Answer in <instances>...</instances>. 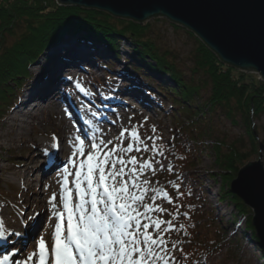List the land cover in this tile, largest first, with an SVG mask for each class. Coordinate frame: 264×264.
I'll list each match as a JSON object with an SVG mask.
<instances>
[{"label":"rangeland","instance_id":"1","mask_svg":"<svg viewBox=\"0 0 264 264\" xmlns=\"http://www.w3.org/2000/svg\"><path fill=\"white\" fill-rule=\"evenodd\" d=\"M54 1L56 3V0ZM50 4L47 7L48 11L50 10ZM148 23L145 25L147 30L144 34L142 33L144 38L150 40L157 47L160 56L161 54L165 55L167 60L175 64L174 66L178 68L177 70L183 76V82L189 84V82L193 81L196 85H199V82L204 79V76L201 73L196 75L192 70L195 69L196 57L199 54V48L202 44L201 40L186 28L174 24L166 18H153ZM79 37L81 38V36ZM129 37L134 38L133 36ZM15 40V37H8V45H12ZM121 42L120 61L114 60L115 58L110 55V52H107L108 50L100 48L103 46L95 45L88 41L80 44L81 46L88 47V61L76 63L72 68L73 72L64 74V78L69 82L63 87L68 101L74 104V109L80 112L82 121L86 123L88 114H93L95 120L96 116L101 117L102 103L114 98L115 93L112 92L113 89L125 91L127 88L132 87L138 94V97L140 95L146 99V102L149 104L147 111L137 98L125 92L121 96L122 98H120V104L115 105L117 113L121 116V121H117L113 115H110L108 124L104 126L105 129L102 127L98 129H100L102 139L106 141L112 140L114 144L119 142L116 138L125 129L128 130L125 132V137H129L131 131L135 129L142 135V138L147 136L159 138L156 140V145L159 152L164 153L163 156H160L157 151H150L141 154L133 152L129 154V157L136 155L138 161L145 158L151 160L152 157H155L166 165L164 170L157 169L156 172L149 174L148 179L155 182L152 184V188H159L168 192L170 197L173 198L174 203L173 205H169L166 200L162 201V198L157 196L155 203L167 208L168 214L150 213V215L153 219L158 218L163 220H169L175 217L173 219V230L170 233H160L167 240L170 255L176 258L173 264H264V253L252 242L246 230V218L239 214V210L226 197L225 192H223V177L216 164V155L212 147L214 139L221 140L225 138L227 141L233 142L244 135L246 138V129L243 124L233 126L225 118L216 115L213 123H211L212 130L200 137L198 145L193 146L188 143V138L185 133L183 132L181 134L178 131V121L173 117L175 111L172 102L166 99H162L161 102L163 103L157 102L159 97L157 98L156 95L159 94L141 90L139 85L130 77L131 67L126 60L127 56L132 54V48L135 45H133V41L130 39L122 40ZM72 44L74 45V43ZM80 50L83 49H78V47L75 49L76 56H74L76 61L78 54L80 56H86V53ZM47 53L43 54L28 67V73L34 70L36 64L42 57L48 60ZM94 59L104 60L106 63L111 62L112 70L108 72L100 69L95 64ZM50 61L48 62L49 66H52L54 60L53 62ZM52 67L55 68L54 66ZM177 70L176 72L180 75ZM236 71L238 72L236 75L242 73L248 79L264 82L262 79H259L260 76L257 73H247L241 70ZM27 75L29 76V74ZM69 76L73 77L71 81L67 79ZM167 77H169L168 74L165 76L164 83L166 86L172 87L173 82L171 83V80ZM29 80H31V76ZM125 80L126 84H123ZM156 81L159 82L158 79ZM17 83V81L15 83L11 82V85L15 87ZM27 83L25 80L22 81L20 87L23 88L22 90L19 88L16 107L18 105L20 106L28 97L26 90ZM117 83H119V86L115 87ZM77 84H79V87H77ZM208 94V90L204 89L201 91V96L199 95L200 97L197 98L198 103L203 104L202 101L207 99ZM163 97L169 98V96L164 95ZM19 106L14 112H9L3 116V120L1 121L0 167L2 172H0V220L4 221V227L9 233L18 231L19 229L30 230L35 225L36 230L26 240L13 236L10 243H6L4 247H0V260H2V251L4 253L3 256H7L11 263L13 262L12 255L15 256L16 260H21L36 247V243L32 239L33 236L38 238V234L42 233L46 242L50 243L52 229L48 225L49 223H55V218L52 221L48 220L51 208L48 201L54 192L57 193L55 188L58 186L57 181L61 178L56 173H52L50 176L44 178L46 182L41 185V183L38 184L35 182V178L39 175L43 177V174L40 172L33 173L30 179L34 185L38 184L34 188V191H36L34 193L32 189H28L14 182L11 177L14 176V171L19 170L21 163H25L32 154H39L40 156L37 157L38 161L36 160L32 163L30 170H36L34 167L42 164L47 165L51 154L47 157L45 152L53 149V143L58 144V147L53 149L56 152L57 149H61V146L64 148V134L71 135V131H68L64 127L65 125H63L61 116L54 113V111H52L53 113H49L48 109H45L38 114L37 119H29V117L19 115ZM140 111H146L147 114H139ZM68 113H71L70 108L67 109V112L64 111L66 116H68ZM17 115L18 117H16ZM15 118L19 121L22 119L29 120L30 125H32L28 127L29 130L24 135L25 142L16 138L17 132L20 131L18 127H11L9 125L10 121ZM256 123L260 130L258 142L264 145V113L261 114V118ZM70 124L74 128V137L71 138L75 140V137L80 133L79 124L73 119L70 120ZM108 125L112 129V135H107ZM153 127L155 128V132H153ZM87 133L90 137H93V132L87 131ZM53 135L57 138L55 141L53 140ZM39 142L42 143V146L38 145ZM128 142L130 141L127 139L124 140L125 144ZM146 142L149 144L152 143V141ZM47 144L50 145L46 146ZM64 145L66 147L69 145L73 146L70 140L64 142ZM112 146L111 144L108 145L109 148ZM176 146L189 149L194 157V164L189 169L190 173H185L177 179L169 180L170 175L173 174L174 177L176 176L173 164L175 157L172 154ZM186 153L188 154L189 152L186 150ZM59 154L64 158L72 155L68 152H64V154L59 152ZM259 158L254 157L252 161H257ZM167 167H171L172 170L168 171ZM125 178L127 179V177ZM141 180H143V177ZM176 185H179V188ZM69 186L71 187V184ZM181 187L188 188L187 194L192 201L190 222L192 223L191 226L195 227L192 236L182 221V217L186 215V205L183 203L181 207L175 202V193H178ZM181 192L183 193L184 199L185 192ZM150 195H153V193L151 192ZM178 195H180V192ZM73 197L75 199V193H73ZM179 201L181 202L182 200L180 199ZM57 203H59V193H57ZM146 203H152V201L146 199ZM29 217H34V219L29 220ZM144 222L151 223L147 219L142 220V223ZM219 230H222V234L218 237L219 244L216 248L209 249L204 248V244L198 245L201 237H205L204 232H209L210 236L216 237L219 234ZM149 231L155 234L156 230L150 228ZM224 237H226V240H223ZM13 244H15L16 248L21 249V251H16L13 248ZM174 244L175 247L173 248L172 246ZM196 245H198V250L191 251L194 255L192 259L188 260L182 250L192 249ZM201 249H205L206 251H202Z\"/></svg>","mask_w":264,"mask_h":264},{"label":"trees","instance_id":"2","mask_svg":"<svg viewBox=\"0 0 264 264\" xmlns=\"http://www.w3.org/2000/svg\"><path fill=\"white\" fill-rule=\"evenodd\" d=\"M146 28L132 21L115 19L105 12L62 8L54 0H0V128L3 116L16 107L19 88H23L20 87L22 81H30L28 67L56 42L68 37L71 41L76 39L74 41L78 45L88 41L107 47L111 56L120 59V38L130 39L135 45L126 60L131 67V77L137 82L146 83L149 80L148 86L169 96L168 100L172 102L175 111L173 117L178 121V131L181 134L184 132L190 143L198 145L200 137L212 130L211 123L216 115L225 118L233 126L243 124L246 138L244 135L233 142L225 138L214 139L212 147L223 177V192L239 210V214L246 218V230L260 250L252 225V210L231 193L230 185L237 178L240 169L261 154L262 143L258 142L260 130L256 121L264 113V82L248 79L242 73L236 75L238 69L221 62L202 42L192 71L196 75L201 73L204 79L199 85L193 81L187 84L182 81L183 76L175 64L167 60L165 55L160 56L157 47L144 38L142 33H145ZM8 37L16 38L12 45H8ZM97 63L102 68L111 70L110 64L104 60H97ZM167 74V78L173 82L172 87L164 83ZM157 78L159 82L156 81ZM15 81L18 83L13 87L11 82ZM204 89L209 94L206 100L201 97L203 104H200L197 98ZM176 154L175 159L179 161L178 167L183 168L182 173L188 171L194 164V157L189 149L179 146ZM193 233L194 229L191 234ZM204 234L199 246L204 244V248H216L222 230H219L216 237L210 236L209 232Z\"/></svg>","mask_w":264,"mask_h":264},{"label":"snow or ice","instance_id":"3","mask_svg":"<svg viewBox=\"0 0 264 264\" xmlns=\"http://www.w3.org/2000/svg\"><path fill=\"white\" fill-rule=\"evenodd\" d=\"M67 79L71 81L73 77ZM127 131L119 133L115 144L112 140H96L85 131L75 137L72 156L58 169L59 203L55 192L48 201V220L55 218V223L48 225L52 229L50 243L42 233L38 238L33 236L36 247L21 260L13 257L12 264H173L176 258L170 255L167 240L160 233L173 230L175 217L163 220L150 215L168 214L167 208L155 203L157 196L169 205L174 203L168 192L152 188L155 182L148 179L149 174L164 170L166 165L155 157L139 161L136 155L129 157L133 152L150 151L163 156L156 145L159 138H142L135 129L125 137ZM125 139L130 142L125 144ZM52 147L57 148L58 144L53 143ZM150 190L153 195H149ZM146 199L152 203H146ZM145 219L151 223H142ZM150 228L156 230L155 234ZM13 236L21 237V232L9 233L0 220V239L10 243ZM13 248L21 251L15 244ZM7 259L4 256L0 264Z\"/></svg>","mask_w":264,"mask_h":264},{"label":"water","instance_id":"4","mask_svg":"<svg viewBox=\"0 0 264 264\" xmlns=\"http://www.w3.org/2000/svg\"><path fill=\"white\" fill-rule=\"evenodd\" d=\"M62 8L105 12L140 23L166 18L203 42L224 64L264 81V0H56ZM257 161L242 167L231 193L253 211L264 251V145Z\"/></svg>","mask_w":264,"mask_h":264},{"label":"bare ground","instance_id":"5","mask_svg":"<svg viewBox=\"0 0 264 264\" xmlns=\"http://www.w3.org/2000/svg\"><path fill=\"white\" fill-rule=\"evenodd\" d=\"M149 21H147L146 24H149L148 23ZM132 22H134V21H132ZM134 23L142 26L140 23H137V22H134ZM145 25H144V27H145ZM67 34H72V33H67ZM120 39L126 40L125 38H120ZM72 43H74V45ZM77 47L82 48L83 50H80V51H82L83 53H86V56H80L78 54L77 55V61H76V58L74 55H75V49ZM100 48H104V49L108 50L107 47H104V46L100 47ZM87 49H88V47L81 46L80 44L77 45V42L74 40H72V42H71V38H69V37L65 38L62 41L56 42L53 47L49 48L46 51V53L48 52L46 54L48 57V60H47V58L42 57L39 60V62L36 64L34 70L30 71L31 80L27 83V87H26V90L28 92V97H27V99H25V101H23V103L20 104L19 110H18L19 115L23 116V117L26 116L27 118L29 117V119H37L38 114L40 112H43L45 109H48L49 113L54 111V113L59 114L61 116L63 123H64L63 125H65L64 127H66L68 131L69 130L71 131V135L64 134V137H63L64 138V140H63L64 148L61 146V149L60 148H59V150L57 149V152H56V150H53L54 148L48 152H45L47 157L51 154L49 156V163L47 165L42 164L40 166L34 167V168H36V170H34V169L30 170V167H32L31 166L32 163H34L36 160L38 161L37 157L40 156L39 154H32L30 156V158H28L25 161V163H23V164L21 163L19 170L14 171V173H13L14 176H12L11 179L14 182H17L20 185H22L28 189H32V191H34V188L36 186H38L39 183H41V185L45 184V182H46L44 180L45 177L50 176L52 173H56V175H58V169H60L62 167L61 162L67 161L72 156L71 155L68 158L67 157L64 158V157H61L59 154V152H61L62 154H64V152H68L71 154L73 153V146L69 145L66 147L64 145V142H67L69 140L72 141V144L74 142V139H72L74 137V128L70 124L71 119L75 120V122H77L79 124L78 125V127L80 128L79 132H81V131H85V132L93 131L96 135V137L94 136L95 139L99 140V139H102V137L100 136L101 132H100V129H98V128L102 127L103 129H105L104 126L106 124H108V118L110 115H113L117 121H119V122L121 121V116L117 113V111H116L117 108L115 107V105L120 104V102H121L120 98H122L121 96L125 92H127V93L133 95L135 98H137L142 103L143 108L146 111L149 109V106H148L149 104L146 102V99H144L140 95L138 97L137 96L138 94L132 89V87L127 88L125 91L113 89L112 92L115 93L113 96L114 98L108 99L102 103L103 106H102L101 117L99 119L95 120L94 115L89 114V115H87V119L89 120V122L84 123L82 121V116H81L80 112L78 110L74 109V104H72V102H69L67 97L65 96V94H64L65 90L63 89V87H65V85H67L69 83L64 78V74L73 72L72 68L75 66L76 63L88 61L87 56L89 55V50H87ZM107 52L109 53V50ZM110 54H111V52H110ZM49 60H51L50 62H53V60H54V63L52 66H54L55 68H53L51 65L49 66V63H48ZM123 84H126V80L123 82ZM118 86H119V83H117L115 85V87H118ZM84 103H86V102L84 101ZM68 108H70L71 115L66 116L64 114V111H65V109H68ZM83 111H84V109H83ZM146 111H140L139 114L146 115L147 114ZM16 117H18V115ZM9 125H11V127H18V129L20 131L17 132L16 138L25 142V139H24L25 136L24 135L29 130L28 127L32 126V125H30L29 120L22 119L19 121L18 119L15 118V119H12L10 121ZM108 127H109V125H108ZM107 130H108L107 135H112L111 134L112 129L109 127ZM50 144H52V143H50ZM50 144H47L46 146H49ZM38 145L42 146V143L39 142ZM40 154H42V153L40 152ZM0 172H2L1 167H0ZM39 172L44 174V175H43V177L41 175H39L37 178H35V182L38 184L34 185L32 183V180L30 179V177L33 173L36 174ZM58 176L60 177V175H58ZM69 178H71V177H69ZM55 189H56L57 193L60 192V184L59 183ZM34 193H36V191H34ZM150 193H151V190L149 192V195H150ZM45 195H46V193H45ZM34 230H36V225L33 226L30 230L19 229L18 232H21L22 236L20 238L22 240H26L31 235H33ZM13 257H15V256L12 255V258ZM6 263L11 264V262H8V261Z\"/></svg>","mask_w":264,"mask_h":264}]
</instances>
